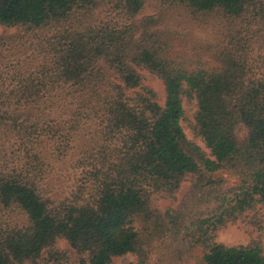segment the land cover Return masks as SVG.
Returning <instances> with one entry per match:
<instances>
[{
	"label": "trees",
	"instance_id": "obj_1",
	"mask_svg": "<svg viewBox=\"0 0 264 264\" xmlns=\"http://www.w3.org/2000/svg\"><path fill=\"white\" fill-rule=\"evenodd\" d=\"M147 5L0 0L32 47L0 74V264H264L258 240L216 242L264 207V0Z\"/></svg>",
	"mask_w": 264,
	"mask_h": 264
},
{
	"label": "rangeland",
	"instance_id": "obj_2",
	"mask_svg": "<svg viewBox=\"0 0 264 264\" xmlns=\"http://www.w3.org/2000/svg\"><path fill=\"white\" fill-rule=\"evenodd\" d=\"M153 4L154 0H148V5L146 6L142 17L154 14L153 9L151 8ZM102 16L103 14L100 15V17ZM204 35V37H208L205 33ZM25 38L28 37L22 36V33L16 29H5L0 27V74L2 70L6 71V65L11 64L17 59L24 60L25 62L30 61L27 58L28 56H31L32 47L30 48V43H27ZM180 49V47H177L176 50L180 52ZM261 56L262 54L256 50L251 56L252 65L256 68L257 75H261L262 73V71L258 69L261 63ZM140 72L146 85L153 88L160 95L162 103H164L166 94L163 82L147 70H140ZM185 109L189 120L192 121L197 110L196 102L186 101ZM183 127L189 140L195 142L203 150L208 151L202 139L195 136L188 122L183 123ZM225 178L228 180L230 185H235L237 182L236 179L227 174L225 175ZM190 186L191 180L185 182L176 199H167L159 195L155 196L153 198L154 207L163 212L169 208H176L183 195L189 190ZM253 217L261 219L262 225L259 226L255 224V220H252ZM254 240L260 241L264 248V207L262 206H259L255 212L243 220L236 223H229L216 235V242L226 246H246ZM57 248L68 253L72 258L75 256V252L65 240H60L57 244ZM135 261V256L127 255L125 257L115 259L113 264H133Z\"/></svg>",
	"mask_w": 264,
	"mask_h": 264
}]
</instances>
